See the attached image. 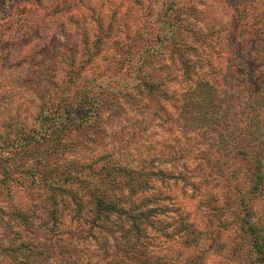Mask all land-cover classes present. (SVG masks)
<instances>
[{
  "label": "trees",
  "instance_id": "obj_1",
  "mask_svg": "<svg viewBox=\"0 0 264 264\" xmlns=\"http://www.w3.org/2000/svg\"><path fill=\"white\" fill-rule=\"evenodd\" d=\"M1 2L0 20L11 16L15 0ZM179 3L171 0L166 9L161 7L151 17L139 20L132 33L127 28L124 35L130 40L121 43L120 52L111 55L110 61L100 63L102 44L110 40L118 44L117 37L95 35L90 44L85 41L89 48L84 47L79 62L70 63L62 87L54 92L55 82L50 81L53 89L38 93L29 123L0 124L7 127L0 131V264H85L73 246L76 238L94 239L97 246L99 242L111 243L110 251H104L110 253L118 247L114 257L120 262L170 264L144 242L161 215L170 225L157 227L160 235L171 231L185 249L181 260L173 264H209L205 251L219 244L216 235L207 234L211 242L202 249L205 232L191 212L173 207L170 197L161 195L156 186L169 176L183 180L184 164L175 177L167 167L172 158L154 163L138 154L124 163L121 155L103 146L105 130L100 124L109 110L129 103L140 101L150 109L167 110L172 92L169 85L179 89L184 107L199 86L212 89L218 83L217 71L224 86L233 92L246 87L245 98L227 104L231 110L222 139L230 160L243 164L245 172L234 179L232 206L226 201L210 208L233 215L235 229L248 241L254 264H264V233L254 217L255 201L264 194V154L261 140L255 138L257 119L264 109V80L258 79L264 74V49L256 55L258 67H249L244 73L233 71V65L229 70L220 62L213 65L219 55H198V42L206 41L179 16ZM77 4L79 0L73 7ZM172 12H177L174 24ZM237 27L235 23L232 40L237 38ZM254 39L264 46V25ZM254 53L251 50L236 57L242 60L244 55L255 61ZM203 68L214 77L211 81L200 78ZM246 75L251 80L246 81ZM214 155L217 150L210 148L195 154L196 169L190 174L195 179L207 176L205 170ZM170 166L177 168V164ZM66 218L67 238L53 240V231Z\"/></svg>",
  "mask_w": 264,
  "mask_h": 264
},
{
  "label": "rangeland",
  "instance_id": "obj_2",
  "mask_svg": "<svg viewBox=\"0 0 264 264\" xmlns=\"http://www.w3.org/2000/svg\"><path fill=\"white\" fill-rule=\"evenodd\" d=\"M77 1L15 0L10 9L11 16L0 20V124L29 123L38 93L52 90L51 82H55L54 92L62 87L70 63L79 62L84 49L89 48L84 46L85 41L90 44L95 35L117 37L119 45L111 40L102 44L100 63L104 59L110 61L111 55L120 52L121 43L130 40L124 35L126 29H131L132 33L139 20L151 17V13H156L161 7L166 9L171 0H79V4L73 7ZM179 1V16L192 25L197 37L206 41L205 44L198 42L201 58L207 52L214 58L219 55L218 60H213V65L220 62L228 70L233 65V71L240 69L243 73L249 67H258L260 58L256 55L263 53L264 46L254 37L260 35L264 25V0ZM176 13H171L172 24L176 23ZM235 23L238 25L234 32L237 38L232 40ZM251 50H255L252 55L255 61L244 55L243 61L236 57L238 53L246 54ZM219 74L217 71L214 75L218 83L212 89L199 86L185 101L184 107L180 105L179 89L169 85L173 93L168 94V102L162 103L170 105L167 110L151 105L150 109L140 101L109 110L100 124L105 130L103 146L110 147L111 153L121 155L124 163L138 154L146 155V159L154 163L172 158L174 161L170 164H177V168L170 164L167 167L176 174L175 177L184 164L181 177H186L183 180L169 176L156 186L161 195L170 197L168 201L173 207H186L191 212L192 218L205 232L200 245L202 249L211 242L206 235H216L219 244L205 251L207 262L254 264L249 243L235 229L233 215L220 211L222 216L210 208L226 201L232 206L234 179L243 177L245 172L243 164L230 160L222 139L227 134L225 121L231 110L227 104H236L245 98L246 87L235 93L224 86ZM199 76L210 81L214 78L206 68L199 70ZM253 78L256 80L258 76ZM258 79L263 81L264 74ZM245 80H251V77L246 75ZM257 121L255 138L261 140L264 154V109ZM5 129L7 127L0 126V131ZM207 148L216 149L217 155L210 159L209 168L205 170L208 175L195 179L190 174L196 169L192 158ZM187 167L188 172L185 171ZM254 208L255 220L264 233V194L257 198ZM162 217L155 220V226L148 230L144 242L155 254L173 264L181 260L185 249L171 231L166 236L160 235L157 227L165 229L170 225ZM67 218L53 231V240L59 239L60 242L67 238ZM110 244L99 242L97 246V241L91 238H76L73 242L75 249L82 254L79 260L85 264H129L114 257L118 247L110 253L104 251L112 247Z\"/></svg>",
  "mask_w": 264,
  "mask_h": 264
}]
</instances>
